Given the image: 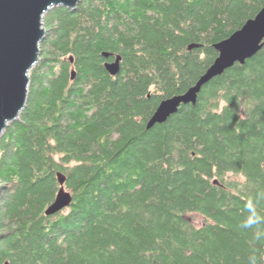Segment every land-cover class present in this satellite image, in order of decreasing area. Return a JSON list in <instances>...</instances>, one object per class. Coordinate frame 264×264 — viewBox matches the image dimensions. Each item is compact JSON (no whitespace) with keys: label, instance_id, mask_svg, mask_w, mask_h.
Listing matches in <instances>:
<instances>
[{"label":"trees","instance_id":"1","mask_svg":"<svg viewBox=\"0 0 264 264\" xmlns=\"http://www.w3.org/2000/svg\"><path fill=\"white\" fill-rule=\"evenodd\" d=\"M263 8L81 0L47 14L28 106L0 140V264H264V48L147 129ZM59 174L74 201L48 217ZM249 205L260 219L244 227Z\"/></svg>","mask_w":264,"mask_h":264},{"label":"water","instance_id":"2","mask_svg":"<svg viewBox=\"0 0 264 264\" xmlns=\"http://www.w3.org/2000/svg\"><path fill=\"white\" fill-rule=\"evenodd\" d=\"M81 0H0V140L10 124L20 119L28 106L31 73L41 60V46L47 36L44 19L55 8L76 10ZM191 45L190 50L200 48ZM218 57L187 92L163 100L147 124L150 130L165 124L183 106L198 103L203 88L235 65H245L264 48V8L231 37L214 46ZM105 59L112 54L104 53ZM74 59L71 58V62ZM122 56L106 62L107 72L116 77L121 72ZM77 77L72 71V80ZM60 190L46 210L52 217L69 209L72 194L66 190V178L58 175ZM215 184H218L216 181Z\"/></svg>","mask_w":264,"mask_h":264},{"label":"clouds","instance_id":"3","mask_svg":"<svg viewBox=\"0 0 264 264\" xmlns=\"http://www.w3.org/2000/svg\"><path fill=\"white\" fill-rule=\"evenodd\" d=\"M248 210H249L250 213H252V216L244 224V227H251L253 224L258 223L259 219H260L259 217L255 216L254 208L251 205L248 206Z\"/></svg>","mask_w":264,"mask_h":264},{"label":"rangeland","instance_id":"4","mask_svg":"<svg viewBox=\"0 0 264 264\" xmlns=\"http://www.w3.org/2000/svg\"><path fill=\"white\" fill-rule=\"evenodd\" d=\"M196 221H197L198 224H202L203 219L200 216H196Z\"/></svg>","mask_w":264,"mask_h":264}]
</instances>
